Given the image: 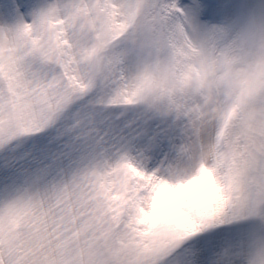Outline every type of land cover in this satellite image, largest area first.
<instances>
[{
  "label": "snow or ice",
  "instance_id": "snow-or-ice-1",
  "mask_svg": "<svg viewBox=\"0 0 264 264\" xmlns=\"http://www.w3.org/2000/svg\"><path fill=\"white\" fill-rule=\"evenodd\" d=\"M264 0H0V264H264V90L225 69Z\"/></svg>",
  "mask_w": 264,
  "mask_h": 264
},
{
  "label": "clouds",
  "instance_id": "clouds-1",
  "mask_svg": "<svg viewBox=\"0 0 264 264\" xmlns=\"http://www.w3.org/2000/svg\"><path fill=\"white\" fill-rule=\"evenodd\" d=\"M232 39L241 47L225 71L236 85L255 78L264 90V11L245 12L234 26Z\"/></svg>",
  "mask_w": 264,
  "mask_h": 264
}]
</instances>
